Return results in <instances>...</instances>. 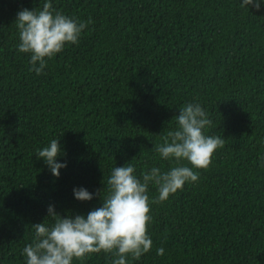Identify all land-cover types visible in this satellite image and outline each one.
<instances>
[{
    "label": "trees",
    "instance_id": "1",
    "mask_svg": "<svg viewBox=\"0 0 264 264\" xmlns=\"http://www.w3.org/2000/svg\"><path fill=\"white\" fill-rule=\"evenodd\" d=\"M52 2L88 26L38 76L17 51L14 22L43 0H0V264H25L32 225L49 205L61 216L102 206L99 197L77 201L74 188L106 194L111 169L128 162L137 174L173 167L155 148L193 100L224 147L197 183L151 205L153 246L132 264H264V11L240 0ZM54 138L67 163L58 179L36 158ZM149 196H158L151 185Z\"/></svg>",
    "mask_w": 264,
    "mask_h": 264
},
{
    "label": "clouds",
    "instance_id": "2",
    "mask_svg": "<svg viewBox=\"0 0 264 264\" xmlns=\"http://www.w3.org/2000/svg\"><path fill=\"white\" fill-rule=\"evenodd\" d=\"M239 6L262 12L264 0H240ZM14 23L19 31L17 51L29 55V71L38 76L44 74L47 61L63 52L66 46L78 45L88 26L55 9L52 0H43L42 8L19 10ZM175 121V130L163 136V142L155 148L159 158L174 163L173 167L165 171L155 165L145 166L137 174L136 167L128 162L111 169L106 194H103L105 187L95 194L83 187L74 188L77 201L89 202L99 197L102 206L86 215L61 216L49 205L43 222L32 225L34 240L22 252L25 264H74L89 254L101 252L112 255L111 264H132L147 254L153 246L148 233L151 205L168 200L186 183H197L198 170H206L214 153L225 144L219 135L208 134L213 121L197 100L184 104ZM63 155L60 139L55 138L36 150V158L42 159L57 179L61 170L67 168L66 162H60ZM259 160L264 167V154ZM150 185L158 192L155 199H150ZM156 251L159 256L165 255L163 247Z\"/></svg>",
    "mask_w": 264,
    "mask_h": 264
}]
</instances>
